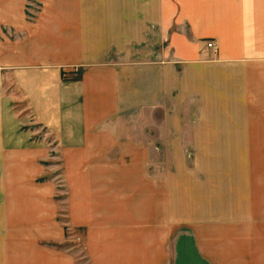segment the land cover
Wrapping results in <instances>:
<instances>
[{"label": "crops", "instance_id": "1", "mask_svg": "<svg viewBox=\"0 0 264 264\" xmlns=\"http://www.w3.org/2000/svg\"><path fill=\"white\" fill-rule=\"evenodd\" d=\"M36 2L44 5L33 21ZM170 4L0 0V174L10 197L25 201L31 237L60 260L23 264H216L193 229L176 231L174 202L161 200L149 166L154 112L174 95L176 66L145 61L143 44L153 27L152 43L169 30ZM200 19L214 24L215 52L204 48L187 65L199 92L213 93L217 110L230 103L233 126L264 128V0H214L209 10L201 2ZM72 65L84 67L77 79L66 76ZM234 207L242 241L228 264H256L249 240L257 223L264 231V200ZM68 227L85 231L87 263L50 247Z\"/></svg>", "mask_w": 264, "mask_h": 264}, {"label": "rangeland", "instance_id": "2", "mask_svg": "<svg viewBox=\"0 0 264 264\" xmlns=\"http://www.w3.org/2000/svg\"><path fill=\"white\" fill-rule=\"evenodd\" d=\"M170 1L173 20L169 30H161L159 43H152L151 40L156 38L153 27V35L145 32L147 39L143 44L145 61L155 59L165 64L170 60L175 61L176 66L174 95L165 97L166 101L154 112L157 125L152 128V133L149 132L153 138L147 145L153 154L149 166L153 175L159 177L161 200L167 198L174 202L176 231L182 227L193 229L213 262L228 264L233 259V247H238L242 241L237 238L238 229L233 228L239 221L233 215V210L238 209L234 207L235 201L264 200V128L233 126L231 104H227L228 110L215 109L216 96L210 92L201 94L199 79L193 80V72L187 69L193 56L198 59L204 48L215 52V40L209 31L214 24L210 21L202 23L200 19L201 2L202 8L209 10L214 9V0ZM43 5L29 3L33 11L28 12L33 21H38L37 11ZM149 25L151 27V23ZM173 38L177 40L175 46L172 45ZM187 39L190 41L186 43L179 41ZM210 41L214 46H208ZM83 69V66H68L66 76L77 79ZM210 74L214 72L207 74L208 81L215 84L214 75ZM14 85L12 83V87ZM151 114V111L147 112L148 117ZM247 131H250V138ZM4 177L1 173L0 264L60 261L43 249L46 240L31 237L32 231L25 219L30 217V221L32 217L25 216V201L10 197L16 191L5 189L7 181ZM27 204L28 211L31 205L30 202ZM262 227L263 224L257 223V237L249 240L250 247L256 249V264L264 261L259 255V249L264 248V238L258 235L259 231L264 232ZM84 234L82 228L68 227L64 241L49 245L70 255L73 253L78 263H87ZM171 247L170 239L169 257Z\"/></svg>", "mask_w": 264, "mask_h": 264}, {"label": "built area", "instance_id": "3", "mask_svg": "<svg viewBox=\"0 0 264 264\" xmlns=\"http://www.w3.org/2000/svg\"><path fill=\"white\" fill-rule=\"evenodd\" d=\"M208 46H210V47L214 46L213 41L208 42Z\"/></svg>", "mask_w": 264, "mask_h": 264}]
</instances>
